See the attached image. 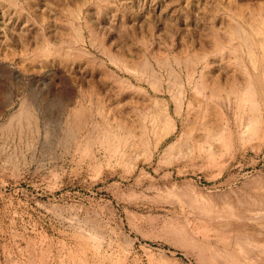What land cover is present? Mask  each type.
<instances>
[{
  "label": "rangeland",
  "instance_id": "rangeland-1",
  "mask_svg": "<svg viewBox=\"0 0 264 264\" xmlns=\"http://www.w3.org/2000/svg\"><path fill=\"white\" fill-rule=\"evenodd\" d=\"M263 90L264 0H0V264H264Z\"/></svg>",
  "mask_w": 264,
  "mask_h": 264
},
{
  "label": "bare ground",
  "instance_id": "bare-ground-1",
  "mask_svg": "<svg viewBox=\"0 0 264 264\" xmlns=\"http://www.w3.org/2000/svg\"><path fill=\"white\" fill-rule=\"evenodd\" d=\"M255 68V67H254ZM139 72V71H138ZM200 75V74H199ZM203 76V75H202ZM192 77V76H191ZM193 78V77H192ZM201 78H204V77H201ZM214 78V77H213ZM189 79V78H188ZM211 79V78H210ZM209 79V80H210ZM204 80V79H203ZM202 80V81H203ZM213 81H214V79H212ZM216 80V79H215ZM194 81V80H193ZM198 81V80H197ZM249 81V80H248ZM246 82V81H244V82H246L245 84H244V86H243V88H242V91H241V94L238 96V99H237V101H238V103L239 104H241V106H247V108H248V110L250 111V113L254 116L256 113H257V110H258V108H259V104H258V102H257V99H256V96H255V92H254V89H253V86H252V84L250 83V82ZM194 84V83H193ZM211 84H216V83H211ZM197 85V84H196ZM218 85V84H217ZM232 85V84H231ZM195 86V85H194ZM257 86V85H256ZM263 86V85H262ZM201 87V86H200ZM259 87V86H258ZM198 88V87H197ZM202 88V87H201ZM220 89H221V87H220ZM219 89V90H220ZM193 90V89H192ZM236 90V89H235ZM221 91V90H220ZM264 91V90H263ZM195 92V91H194ZM199 92V91H198ZM202 92V91H201ZM178 94V93H177ZM172 97V96H171ZM181 97V96H180ZM227 98V97H226ZM181 99V98H180ZM180 99H179V101H180ZM184 99V98H183ZM212 99V98H211ZM183 101V100H182ZM231 101V100H230ZM234 101V100H233ZM237 103V104H238ZM176 104V103H175ZM192 103H190V105H191ZM233 106H235V105H233ZM191 107V106H190ZM212 107V106H211ZM246 108V107H245ZM237 109V108H236ZM181 111V109H180V103H178L177 104V107H176V109H175V112H176V114H178L180 111ZM240 110V109H239ZM165 112V111H164ZM167 112V111H166ZM237 112H238V110H237ZM162 113V112H161ZM243 113H245V111L243 112ZM167 114V113H166ZM250 115V114H249ZM152 116V115H151ZM155 116V115H154ZM166 117H167V115H166ZM241 117H243V116H241ZM156 118V117H155ZM161 118V117H160ZM253 118V117H252ZM254 118H256V117H254ZM157 119H159V118H157ZM163 119H165V118H163ZM171 119V118H170ZM206 119V118H205ZM240 119V118H239ZM209 120H211V119H209ZM241 121V120H240ZM151 122H152V120H151ZM153 122H154V118H153ZM248 122V121H247ZM250 122V121H249ZM248 122V123H249ZM171 123V122H170ZM169 122H167V121H165V123H164V125L162 126V128H161V132L162 133H164V134H167V132L168 131H170V129L172 128V126H173V124H170ZM158 125V124H157ZM156 125V126H157ZM207 125V124H206ZM210 125V124H209ZM160 126V125H159ZM244 126H246V125H244ZM152 126H150V128H151ZM210 127V126H209ZM156 128V127H155ZM181 128H183V127H181ZM254 128V127H253ZM158 129V128H157ZM205 129V128H204ZM210 129H211V127H210ZM154 130V129H153ZM156 130V129H155ZM154 130V131H155ZM186 130V129H185ZM189 130V129H188ZM220 130V129H219ZM253 130V129H252ZM153 131V132H154ZM157 131V133L158 132H160V131H158V130H156ZM182 131V130H181ZM226 130L224 129V132H225ZM245 131V130H244ZM216 132V131H215ZM105 133V132H104ZM154 133H156V132H154ZM186 133V132H185ZM208 133H209V131H208ZM217 133V132H216ZM109 134V133H108ZM111 134V133H110ZM189 134V133H188ZM206 134V133H205ZM156 135V134H155ZM157 135H159V134H157ZM208 135V134H207ZM108 136H111V135H108ZM113 136V135H112ZM154 136V135H153ZM190 136V135H189ZM219 136V135H218ZM115 137H116V135H115ZM160 137H161V135H160ZM182 137H183V135H182ZM185 137V136H184ZM215 137V136H214ZM224 137H226L225 135H224ZM230 137V136H229ZM105 138V137H104ZM158 138V137H157ZM216 138H218V137H216ZM117 139V138H116ZM135 139V138H134ZM159 139V138H158ZM226 139V138H225ZM105 140V139H104ZM103 140V141H104ZM108 140V139H107ZM117 140H119V139H117ZM126 140V139H125ZM124 140V141H125ZM184 140V139H183ZM123 141V142H124ZM160 141V140H159ZM121 142H122V140H121ZM202 142V141H201ZM187 144H188V141L186 142ZM196 143V142H195ZM110 144V143H109ZM121 144V143H120ZM125 144H126V142H125ZM130 144V143H129ZM189 144H191V143H189ZM108 145V144H107ZM111 145V144H110ZM115 145V144H114ZM131 145V144H130ZM130 145H128V146H130ZM133 145V144H132ZM137 145V144H136ZM135 145V146H136ZM175 145V144H174ZM117 146V145H116ZM120 146V145H119ZM138 146V145H137ZM169 146V145H168ZM191 146V145H190ZM149 147V146H148ZM177 147V146H176ZM189 147V146H188ZM118 148H121V147H118ZM125 148V147H124ZM129 148V147H128ZM131 148V147H130ZM136 148V147H135ZM169 148H170V146H169ZM186 148V147H185ZM174 149V148H173ZM187 149V148H186ZM204 149V148H203ZM116 150V149H115ZM125 150V149H124ZM137 150V149H136ZM144 150V149H143ZM166 150H168V149H166ZM202 150V149H201ZM129 151H130V149H129ZM128 151V152H129ZM176 151V150H175ZM180 151H181V149H180ZM185 151V150H184ZM187 151V150H186ZM117 152V151H116ZM122 152V151H121ZM115 153V152H114ZM126 153V152H125ZM141 153V152H140ZM146 153V152H145ZM176 153V152H175ZM181 153H183L182 151H181ZM119 154H120V152H119ZM132 154V153H131ZM142 154V153H141ZM152 154V153H151ZM113 155H115V154H113ZM179 155V154H178ZM120 156V155H119ZM147 156V155H146ZM145 156V157H146ZM172 156V155H171ZM175 156V155H174ZM181 156V155H180ZM121 157H123V156H121ZM126 157V156H125ZM136 157V156H135ZM169 157V156H168ZM167 157V158H168ZM149 158V157H148ZM180 158V157H179ZM131 159V158H130ZM174 159V158H173ZM127 161V160H126ZM132 161V160H131ZM133 162V161H132ZM131 167H132V165H130ZM231 208V207H230ZM232 214V213H231ZM233 214H235L236 215V213H233ZM233 216V215H232ZM237 216V215H236ZM241 216V215H240ZM242 248V247H241ZM258 257V256H257Z\"/></svg>",
  "mask_w": 264,
  "mask_h": 264
}]
</instances>
